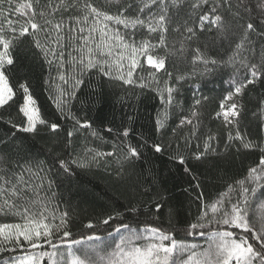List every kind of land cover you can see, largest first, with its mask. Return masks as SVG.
I'll return each instance as SVG.
<instances>
[{
  "label": "snow or ice",
  "instance_id": "snow-or-ice-1",
  "mask_svg": "<svg viewBox=\"0 0 264 264\" xmlns=\"http://www.w3.org/2000/svg\"><path fill=\"white\" fill-rule=\"evenodd\" d=\"M34 4L38 6L39 0H28L22 4L15 3V0H0V108L11 106L22 92L19 113L25 118L24 123L12 126L17 131L33 134L38 125L47 126L29 87L21 83L14 90L6 74L8 66L14 64L13 49L17 42L31 36L45 62L50 68L53 65L56 68L57 76L52 78L53 82L58 79L68 85V89L58 85L53 100L57 111L62 114L61 118H65L66 113L78 126L68 131L69 140L64 146L65 150L72 147V137L76 132L91 127L88 121L81 123L67 111L71 99L76 96V89L83 83L77 75L82 76L89 70H97L109 82L119 81L123 85L155 92L163 106L155 118V131L161 134L168 127L169 109L178 106L175 97L181 82L195 76H206L217 69L231 68L233 71L228 81L231 90L219 101L215 116L223 117L226 127L235 128L239 125L242 106L234 97L240 96L248 85L258 79L264 82V46H261L259 56L253 55L255 42L249 39L252 33L264 38V16H250L248 22H243L241 9L248 11L244 0H105L104 8L112 11L101 10L92 0H59V3L48 0L38 13L34 10ZM258 8L264 11V0H261ZM70 10L78 14L69 16L66 25L63 14ZM13 13L27 19L23 23L10 19ZM55 13L61 16L55 22L52 19H44L43 24L36 21L37 15L43 18ZM256 20L259 21V32L254 22ZM129 29L135 31L129 32ZM230 31L233 35L237 31L242 32L234 46L229 39ZM137 33L142 36L139 41L132 38ZM172 34L179 35V48L175 47V39L169 44ZM202 35L206 37L204 41L200 40ZM221 42L228 45L223 54L217 50L223 46ZM201 43L204 50L200 47ZM192 44L196 46L190 47ZM65 49L68 50L67 60ZM161 50L164 55L158 54ZM213 50H217L216 56L209 55ZM73 52L78 55H73ZM169 57H178L190 64L191 71L184 74L169 71ZM145 64L148 66L147 75H140L145 71ZM162 75L167 79L161 80ZM173 78L175 83H170ZM197 97L198 93L194 92L189 115H182L172 129L175 134L177 129L191 126V132L182 138L185 146L191 144L193 138L200 139L197 135L201 126L197 108L208 97ZM260 104L259 111L264 113V100ZM8 123L12 124L10 120ZM261 123L264 125V119ZM59 127V124L52 123L50 130L55 132ZM107 131L112 132V129ZM129 133L130 128H125L122 133L124 139L112 144L113 151L86 148L83 155L78 153L69 160L61 159L58 153L54 163L58 161L59 169L67 175L71 172L70 165L88 168L99 165L106 157L115 156L114 164L119 169L116 178L124 180L131 175L124 172V166L138 160L141 157L139 148L147 143L145 141L139 147L134 146L128 140ZM91 135L95 137L97 133L92 131ZM11 139H15L14 133ZM216 139L215 134L205 135L203 151L194 153V158L201 160L208 153H215L212 142ZM228 141H239L240 147L245 150L258 148L261 153L259 163L248 169L245 178L229 184L211 201H206L202 192L197 194L198 215L183 229L175 226L165 229L149 223L152 204L155 203L157 213L162 209V203L157 202L159 193L153 192L151 186L134 185V195L138 191L141 197H152L140 202L145 219L135 223L143 224L142 227H133L121 220L122 213H114L98 223L89 220L83 224L85 229L105 231L104 226L116 221L117 226L106 235H97L94 231L92 235L70 238L69 213L50 210L56 194L52 193L51 197L40 195L42 186L24 178V173H30L31 169L19 165L17 161L14 167L21 169L19 173L13 172L7 178L0 175V217H14L17 221L0 223V252L22 250L19 255L11 257L7 264H42L45 259L47 264H264V200L258 203L256 197L258 189L264 188V144L247 139L239 130L234 135L230 131ZM3 144L17 152L21 150V146L12 144L7 137ZM231 146V143L227 145ZM151 147L156 153L164 150L161 143ZM5 158L0 157V164ZM172 158L178 159L180 164L185 163L184 156ZM5 171L6 168H0V172ZM185 171L188 169L185 168ZM52 184L49 180L48 190ZM196 187L199 188V184ZM26 193H31L32 198ZM126 211L139 213V208L133 206ZM179 232L186 237H203L204 244L175 238ZM45 245L47 250H43Z\"/></svg>",
  "mask_w": 264,
  "mask_h": 264
},
{
  "label": "trees",
  "instance_id": "trees-1",
  "mask_svg": "<svg viewBox=\"0 0 264 264\" xmlns=\"http://www.w3.org/2000/svg\"><path fill=\"white\" fill-rule=\"evenodd\" d=\"M27 2L28 0H15L17 4ZM53 2L59 3V0H53ZM92 2L101 10L112 11V9L104 8L105 0H92ZM47 3L48 0H39L38 6L34 4V10L38 13ZM244 3L248 11L241 9L243 22H248L250 16H264V11L258 8L261 0H251L250 3L249 0H244ZM77 14L74 10L64 13L63 18L66 25L69 16ZM60 18L59 13L43 18L37 15L36 21L43 24L44 19H52L55 22ZM10 19L23 23L27 17L13 13ZM254 22L259 32V21ZM241 35L240 31H237L235 35L229 32V39L233 46L239 42ZM132 38L139 41L142 36L137 33ZM173 39L177 41L175 47L179 48V35L172 34L169 37L170 45ZM205 39L203 35L200 37L201 41ZM249 39L255 42L253 55L259 56L261 46H264V38L252 33ZM221 43L223 46L217 50L223 54L228 45ZM195 46L192 44L190 47ZM200 47L204 50L203 43ZM217 50L210 51L209 55L216 56ZM64 51L67 60L68 50ZM158 54L164 55V51L161 50ZM73 55L78 54L73 52ZM13 56L14 64L8 66L6 72L10 83L14 90L18 89L21 83L29 87L30 93L37 101L40 116L47 122V126L38 125L34 134L17 131L12 126L24 123L25 118L19 113V105L23 100L22 92L16 96L11 106L0 108V157H6L0 164V168L7 169L5 172H0V175L7 178L13 172L19 173L21 169L18 166L14 167L17 161L19 165L30 168L31 172H25L24 178L34 185L42 186L40 195L51 197L52 193L56 194L50 210L58 209L69 213V230L72 233L70 238L92 235L95 230L85 229L83 224L89 220L94 224L98 223L114 213H122L121 220L130 223L133 227H142L143 224L135 223L137 220L145 219L140 202L150 200L152 197H141L138 191L134 195V185L151 186L153 192L159 193L157 202L162 203V209L157 213L155 203L152 204L149 223L165 229L174 226L181 229L186 228L198 215V202L195 200L197 194L202 192L205 200L211 201L218 193L225 191L229 184L245 178L248 169L259 163L261 153L258 148L245 150L240 147L239 141H228V133L231 131L234 135L235 131L239 130L247 139L257 144H264V125L261 123L264 113L259 111L260 101L264 100V82L259 79L254 84L248 85L240 96L234 97V100L242 106L238 128L226 127L223 119L215 116L219 110V101L231 90L228 83L233 71L231 68L217 69L206 76H195L187 82H181L180 90L175 97L178 106L169 109L168 127L161 134L155 131V118L163 106L155 92L151 89L123 85L119 81L109 82L108 78L99 74L97 70H89L82 76L77 75L83 83L76 89V96L71 99L67 111H70L81 123L88 121L91 127L76 132L72 137V147L65 150L64 146L69 140L67 133L74 129L75 121L68 118L66 113L65 118H61L62 114L57 111L53 100L57 95V86L68 89V85L62 84L58 79L53 82L52 78L57 76L56 68L54 65L50 68L45 62L40 50L35 48L31 36H25L17 42L13 49ZM188 59H191L190 54ZM141 60L143 61V57ZM167 67L169 71L176 74L191 71L190 64L178 57H169ZM144 69L145 71L140 72V75L146 76L148 69L146 64ZM163 79L167 77L162 75L161 80ZM170 83H175V79L173 78ZM194 92L198 93V97H208V100L203 101L197 108L198 123L201 125L197 135L200 139L193 138L191 144L185 146L182 138L191 132V126L185 125L177 129L175 134L172 129L179 123L182 115H189ZM9 120L12 124L8 123ZM52 123L60 125L55 132L50 130ZM109 128L112 132L107 131ZM125 128H130L128 140L134 146L139 147L145 141L147 143L139 148L141 157L134 163L124 166V172L131 174L124 180L116 178V172L119 169L114 164L115 156L106 157L100 161L99 165H92L88 168L70 165L71 172L67 175L59 169L58 161L54 163L58 153L61 154V159L69 160L78 153L83 155V150L86 148L104 152L113 151L112 144L124 139L122 133ZM92 131H95L97 136H92ZM13 133L15 134L14 140L11 139ZM118 134L121 135L118 136ZM208 134H215L217 137L212 142L216 152H210L205 158L196 160L193 154L203 151V138ZM5 137L9 138L12 144L21 146V150L17 152L5 146L3 144ZM155 143H161L164 150L156 153L151 147ZM229 143L232 144L231 147H227ZM177 156H184L185 163L180 164L178 159L172 158ZM185 168L188 169L187 172ZM49 180L53 182L50 190L47 188ZM197 184L199 188L196 187ZM26 195L32 198L31 193H26ZM256 197L258 203L264 200V188L258 189ZM133 206L139 208V213L126 211ZM12 222H17L16 218L0 217V223ZM116 226V221H110L109 225L104 226L105 231H95V234L106 235ZM175 238H186L189 242L201 245L205 240L199 236L186 237L183 232L176 233ZM43 250H47V245ZM21 251L16 249L0 252V264H7L11 257L19 255ZM42 264H47V260L45 259Z\"/></svg>",
  "mask_w": 264,
  "mask_h": 264
},
{
  "label": "rangeland",
  "instance_id": "rangeland-1",
  "mask_svg": "<svg viewBox=\"0 0 264 264\" xmlns=\"http://www.w3.org/2000/svg\"><path fill=\"white\" fill-rule=\"evenodd\" d=\"M223 119V117H221Z\"/></svg>",
  "mask_w": 264,
  "mask_h": 264
}]
</instances>
